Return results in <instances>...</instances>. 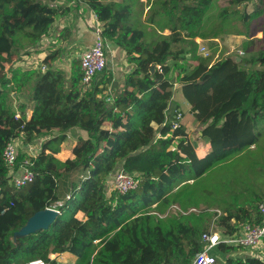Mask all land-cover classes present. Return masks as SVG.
Masks as SVG:
<instances>
[{"label":"trees","instance_id":"1","mask_svg":"<svg viewBox=\"0 0 264 264\" xmlns=\"http://www.w3.org/2000/svg\"><path fill=\"white\" fill-rule=\"evenodd\" d=\"M81 1L96 13L108 42L123 50L132 66L115 95L107 93L113 80L108 66L87 88L80 59L72 62L69 79L61 69L14 68L15 56L38 46L70 7L61 0H0V264L37 258L64 264L52 259L53 253L72 255L70 264H191L216 214L160 217L154 212L164 213L175 203L185 210L200 206L191 203L216 205L222 208L218 227L232 234L241 222L261 220L258 203L264 199L263 176L234 187L238 189L229 198L200 183L253 145L254 154L263 152L264 48L240 61L221 52L211 64L213 54L202 55L204 59L197 55L194 37L223 39L235 31L230 28L235 17L249 25L262 16L264 0H148L145 19L131 0ZM250 2L253 10L241 11ZM240 34L248 37L241 49L251 53L255 39ZM58 52L44 64L55 61ZM158 64L163 72L151 70ZM35 75L33 115L27 121L16 119L13 94ZM175 83L182 85L191 113L203 125L200 137L211 146L204 157L196 153L184 126L171 131L169 121L165 123L167 110L179 107L173 99ZM23 121L25 143L55 134L31 157L34 180L16 188L3 152L20 135ZM74 127L88 135L79 138L75 157L62 161L56 154ZM26 157L20 154L18 162ZM122 168L135 175L138 186L126 194L108 192L110 179ZM58 202H63L61 214L48 228L15 238L31 216ZM78 211L86 214L84 220L76 216ZM235 249L221 242L212 253L224 257L219 264H264L256 257H227Z\"/></svg>","mask_w":264,"mask_h":264},{"label":"built area","instance_id":"2","mask_svg":"<svg viewBox=\"0 0 264 264\" xmlns=\"http://www.w3.org/2000/svg\"><path fill=\"white\" fill-rule=\"evenodd\" d=\"M79 0H71V4L77 5ZM95 13V12H94ZM95 18V25L93 28L94 31V40L91 45L85 49L80 57L81 60V69L83 72L82 76V85L87 88L90 87L96 77V75L102 73L108 65V40L103 34V24L100 22L96 13L93 15ZM196 40V38H194ZM199 45V52L204 57H210L212 52L204 43L203 40L197 41ZM229 53H233L235 56H244L245 51L241 48H236L231 50ZM214 58V56H213ZM159 69L160 72H163L161 64L155 66ZM43 72L46 71L47 66L45 64L41 65L40 68ZM154 69V70H155ZM16 119H22L21 113L16 109L15 113ZM185 118V112L177 107L174 110H167V119L171 125V131H174L183 126V120ZM201 124V122L199 121ZM26 121H23L21 125V133L18 137L11 139L5 146L3 152V160L8 169V177L11 185L16 188H21L28 183L32 182L35 178V173L31 169L33 162L31 157H36L42 146L38 151L35 150L33 145L34 141L25 143L24 137V128ZM158 127V126H157ZM170 133L166 135L169 136ZM161 136L160 133L157 135ZM188 138L190 139L189 135ZM24 149L20 150V146ZM26 151V152H24ZM26 154L27 157L19 163V155ZM19 163V164H18ZM109 185L113 189L117 190L121 194H126L127 192L135 189L138 186V180L135 175L126 172L123 168L117 171L109 181ZM70 196H68L69 198ZM58 206L62 205L63 202H58ZM57 204L55 206H57ZM58 209V208H57ZM258 209L261 216L259 222H244L236 231L232 234H221L217 225V218L222 214V210L219 208H209L206 206L201 207H190L189 209H183L179 204L175 203L170 205L168 210L164 214H160V217H167L170 214H189L191 212L196 213H215V217L212 220L211 225L208 230H206L201 237V240L204 244L203 249L198 252L191 264H215L217 261L216 256L212 253L213 249L217 247L221 242H224L229 245L241 247V248H256L260 244L264 243V199L258 203ZM59 213L61 211L58 209ZM53 254L50 255L52 258ZM53 259V258H52ZM27 264H48V261L43 258H37L31 260Z\"/></svg>","mask_w":264,"mask_h":264},{"label":"rangeland","instance_id":"3","mask_svg":"<svg viewBox=\"0 0 264 264\" xmlns=\"http://www.w3.org/2000/svg\"><path fill=\"white\" fill-rule=\"evenodd\" d=\"M115 1L122 2L124 0H115ZM66 2H67L66 5H69V1L66 0ZM131 2L135 5L137 9H139L140 11L143 10L144 12L143 19H145L146 12L150 5L149 1L140 0L138 2L137 0H131ZM80 3H82L81 0L77 2V4ZM252 3L253 2L243 4L240 7L241 11L251 12L253 9ZM71 23H73V18L71 16L68 18V20H62V21L59 20L55 22L52 26L50 33L41 40L38 46H36L34 49H30L29 52L23 51L20 55L15 56L14 66L24 68L26 67L27 64H29L31 68L32 67L35 68L38 65L37 63H43L47 56L55 53L56 51H59L56 55L57 59L55 61L47 62L46 65L47 69L48 68L61 69L65 72L66 77L69 79L72 68V62L74 60L80 59L82 52L89 43L88 41L89 38H86L85 36H83V38L78 36L74 38L72 32L70 31L67 32L69 38L65 39L67 35L65 34V32H62V29H64V27L65 28L68 27L69 29H72ZM62 25H64V27ZM230 28H233L235 31L226 34L224 38L229 37L230 35H240L241 32L251 36H255L258 30L264 29V22L262 20V17H260L254 19L253 21L251 20L250 24L246 25L244 24V22L239 20L238 17H235L233 24ZM166 30L167 29H165L162 33L167 34L165 33ZM256 39L257 38H255V44L252 47L251 53L244 55L245 57H252L253 55L257 54L258 50L264 48V42H260L258 41L259 39L258 40ZM206 45L213 53V55L217 52L216 49L218 48L219 45L217 41L209 40L208 42H206ZM225 50L227 49L225 48ZM109 55L111 58H113V61L110 60V64L108 67L109 71L113 73V80L108 86L107 93L115 95L116 88H119L121 86L125 75L130 71L132 66L130 64L129 66L128 63H127L128 67L126 66V64H123V61L125 62L127 60L126 59L124 60L125 57L122 58V55L119 54L118 51H116V49L114 48H112V50L111 49L109 50ZM197 55L204 59V57H202L198 49H197ZM223 55L232 56L234 54L233 53L227 54V51H225L223 52ZM122 66L123 69L121 68ZM7 67H10L9 64ZM169 77L171 78V80H175V73L171 72L169 74ZM19 105L21 107L22 103L19 102ZM202 141L203 140L201 138H197L194 141V143L196 142L201 143ZM23 145L24 144L22 143V147ZM22 147L20 146V150L24 149V147L23 148ZM250 149L253 150L254 145L251 146ZM252 150H249L243 155L238 154L237 156L219 164L214 170H212L206 177H204L201 180L200 182L201 185L212 192H218V195L222 198H229L230 194L233 192L234 187H242L244 185V182H247L248 180L252 182V180L260 176L264 177V144H262L263 152H258L254 154ZM234 189L236 193V189L238 188H234ZM200 199L207 200V197L200 196ZM166 204L169 205L170 203H166ZM168 205L163 204V209L168 207ZM191 205H207V204L201 202L200 204L191 203ZM52 208L58 210L57 209L58 204L57 206H53ZM154 213L157 216L163 214L162 211L160 210H157ZM58 257L60 262L64 264H70L72 262V261L70 262L69 260L70 257L68 256L60 255ZM220 262L221 261L217 259V264H219Z\"/></svg>","mask_w":264,"mask_h":264},{"label":"crops","instance_id":"4","mask_svg":"<svg viewBox=\"0 0 264 264\" xmlns=\"http://www.w3.org/2000/svg\"><path fill=\"white\" fill-rule=\"evenodd\" d=\"M63 1H64V3H67L66 0H61V2H63ZM68 1H69L68 7H70L69 13L62 18L60 17V19H58L57 21L68 20V18L71 16L73 18V23H71L72 29H69L68 27L65 28L64 25H62L64 27V29H62V32L64 31L65 34L67 35V37L65 39L69 38V35L67 34L68 31L72 32V35L74 38H76V36L82 37V38H83V36H85L86 38H89V40H88L89 43L87 44V46L85 48V49H87L91 45V43L93 42L94 37H95L94 31H93L94 25L96 23L95 18L93 16L95 13L86 3L82 2L80 4L73 5L70 3V0H68ZM260 17H262V20L264 22V14ZM251 38H253V39L257 38L256 40L264 39V29L258 30L257 34L255 36H251ZM245 39H248V37L246 35H243V34L230 35L229 37H225L224 39H218V38L217 39H212V38L206 39V38H202L200 36L196 37V41L203 40L205 44L209 40H215L218 42L219 45L217 48V52L213 55L214 58L212 57L211 64H213L219 58L221 52L227 51V54H228L233 49L241 48V45ZM108 44H109V46H108V65H107L108 67L110 64V60L113 61V58H111L109 55V50L110 49L112 50V48L116 49V51H118V53L122 55V58L125 57L124 60L126 59V55H125V52L123 50L118 48L111 41L108 42ZM225 48L227 50H225ZM123 54H124V56H123ZM247 54L248 53L245 52V55H247ZM127 63H128L127 61H125V62L123 61V64H126V66H127ZM37 64L38 65L35 68L34 67L31 68L29 66V64H27L26 67H24V68L23 67H19V68H21L23 70L35 69L36 71H38V70H40L39 68H41V65L44 64V62L43 63H37ZM128 65H129V63H128ZM7 66H8V64H6V69L9 71V76H10L11 75V71H10L11 68L7 67ZM9 66H10V64H9ZM14 68H18V67L14 66ZM121 68L123 69V66ZM70 74H71V72H70ZM36 80H37V75H35L32 78L30 83L26 86V88L23 91H21V92L16 91L13 94L14 106L21 113L22 118L25 119L26 121L31 119L33 112H34L35 101L33 100V93H34V86H35ZM173 99H174L175 103L178 104L179 107L185 112V118L183 120V126L186 129L187 136L189 135V137H190V139L189 138L188 139L190 141L191 140L195 141L197 138L202 139V137H200V136L202 135L201 130L203 128V125L200 124L199 121H197L196 118L194 117V115L191 113V105L187 101V99L185 98V96L182 92V85L181 84L175 83ZM19 102L22 103L21 107L19 105ZM105 127L111 128V124L106 123ZM155 127H157V125H155ZM54 134H55V132H53L52 134L42 135L40 138L34 140L33 145L35 147V150L38 151L39 148L42 146V144L46 140L51 138ZM87 135H88L87 132L82 130L79 127H74L71 130H69L67 133L66 140L61 144L60 152L58 154H56V156L62 161H66L67 159H73L75 157L74 147L77 145L79 138L80 137L85 138V137H87ZM202 140L203 141L201 143H198V142L195 143V151L199 156L204 157L208 153V151L211 149V146L207 141H205L204 139H202ZM23 147H25V146H23ZM24 152H26V151H24ZM109 189L110 190L108 192H111L113 189L112 185L109 187ZM201 206H206V205H200L198 207H201ZM192 207H194V206H192ZM211 208H219L222 210V208L217 207V206L211 207ZM76 216L79 219L84 220L86 217V214L83 211H78ZM248 222H254V221H248ZM211 223H212V221H211ZM211 223H210V225H211ZM243 223L244 222H241L237 225L236 231H238L239 227ZM219 231L221 234H225L220 230V228H219ZM235 247H237V246H235ZM60 255H65V256L70 257L69 258L70 262L71 261L73 262L75 260V257H73L72 255L67 254V253H53L52 258L59 260L58 256H60ZM227 257H243V258L256 257V258H259L260 260L264 261V243L260 244L256 248L237 247V249L229 252L227 254ZM216 258L218 260L224 259V257L221 258V256H219V255H217ZM215 264H217V261Z\"/></svg>","mask_w":264,"mask_h":264},{"label":"water","instance_id":"5","mask_svg":"<svg viewBox=\"0 0 264 264\" xmlns=\"http://www.w3.org/2000/svg\"><path fill=\"white\" fill-rule=\"evenodd\" d=\"M235 60L240 61V56H235ZM155 65L152 66L151 70L154 71ZM59 211L53 208H46L43 210L37 211L33 216H31L26 224L18 231L15 232L14 236L22 237L32 232H37L41 229L48 228L52 222L57 218L59 215ZM19 235V236H17Z\"/></svg>","mask_w":264,"mask_h":264}]
</instances>
